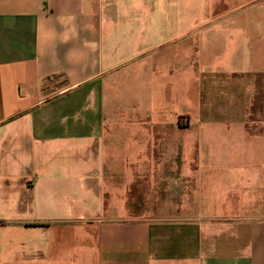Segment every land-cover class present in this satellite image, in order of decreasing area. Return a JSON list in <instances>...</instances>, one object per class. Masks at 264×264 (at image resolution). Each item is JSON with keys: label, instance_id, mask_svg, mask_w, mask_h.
Segmentation results:
<instances>
[{"label": "crops", "instance_id": "1", "mask_svg": "<svg viewBox=\"0 0 264 264\" xmlns=\"http://www.w3.org/2000/svg\"><path fill=\"white\" fill-rule=\"evenodd\" d=\"M0 264H264V0H0Z\"/></svg>", "mask_w": 264, "mask_h": 264}, {"label": "rangeland", "instance_id": "2", "mask_svg": "<svg viewBox=\"0 0 264 264\" xmlns=\"http://www.w3.org/2000/svg\"><path fill=\"white\" fill-rule=\"evenodd\" d=\"M67 219V218H66ZM54 233V232H53ZM52 233V234H53ZM53 237L55 238V240L57 241V242H59L60 244H62L63 243V241H61L59 238H58V234H53Z\"/></svg>", "mask_w": 264, "mask_h": 264}]
</instances>
